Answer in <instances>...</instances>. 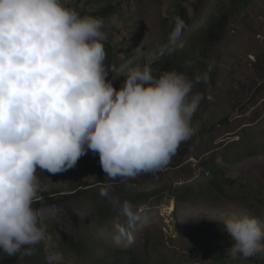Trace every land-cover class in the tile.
<instances>
[{
    "label": "rangeland",
    "instance_id": "obj_1",
    "mask_svg": "<svg viewBox=\"0 0 264 264\" xmlns=\"http://www.w3.org/2000/svg\"><path fill=\"white\" fill-rule=\"evenodd\" d=\"M179 1L186 7L188 25L180 38L183 47L177 49L184 62H198L184 70L193 74L197 64L203 71L206 61H215L209 82L196 86L203 99L192 117L194 134L176 152L186 150L183 156L175 153L156 174L129 179L127 191L151 192L144 203L136 198L137 209L133 208L140 219L130 227L113 209L107 216L97 212L92 197L104 199L98 190L77 200L58 198L88 180L94 166L101 168L98 153L88 150L74 168L55 175L38 169L45 188L40 198H56L34 207L47 238L31 256L0 252V264H47L50 252L61 254L54 264H251L241 257L233 259L219 246L227 236L225 218L246 210L264 227V0H246L243 7L233 0L63 3L87 14L113 3L103 30L111 35L105 41L106 56H114L118 65L107 79L119 88L125 79L122 69L164 60L163 41L173 27L172 12ZM222 14L228 16L222 36L208 46L201 63L200 30ZM218 156L223 157L222 164L217 163ZM215 170L220 173L212 174ZM117 219L126 225L131 242L127 235L116 242Z\"/></svg>",
    "mask_w": 264,
    "mask_h": 264
},
{
    "label": "clouds",
    "instance_id": "obj_2",
    "mask_svg": "<svg viewBox=\"0 0 264 264\" xmlns=\"http://www.w3.org/2000/svg\"><path fill=\"white\" fill-rule=\"evenodd\" d=\"M101 17L82 15L63 0H0V252L31 256L46 240L33 207L45 188L37 170L53 175L77 165L88 150L99 154L104 174L121 182L163 170L194 130L192 117L203 99L195 91L209 82L215 61L189 76L175 69L154 72L150 65L121 70L119 88L107 79ZM185 23L175 18L165 47H183ZM196 61L186 60L193 68ZM223 163V157H217ZM99 194L127 226L139 219L132 203ZM115 240L132 236L119 219ZM235 259L264 254V227L246 210L225 218ZM61 259L46 256L47 264Z\"/></svg>",
    "mask_w": 264,
    "mask_h": 264
},
{
    "label": "trees",
    "instance_id": "obj_3",
    "mask_svg": "<svg viewBox=\"0 0 264 264\" xmlns=\"http://www.w3.org/2000/svg\"><path fill=\"white\" fill-rule=\"evenodd\" d=\"M194 1L196 4H200L204 0H194ZM232 3L238 4L240 7H243L246 3V0H233ZM114 9L115 8H114L113 3L109 2V4L102 7L101 9H99L96 12H92L90 14H87L86 12H81V14L82 15L99 16L103 19H106V18L110 17V15L112 14ZM172 13L174 15H176V18L179 17L180 19H182L184 21V23H185L184 30H185L187 25H188V17L186 15V7L182 4L181 1L178 2V5L175 7V11H173ZM227 20H228L227 14L219 15L217 19H213V18L209 19L206 22V24L204 25V28H202L200 30L203 46L197 55V58H198L197 61L199 60L202 63L206 60L207 52H208V46L220 40L222 33H223L221 31L223 30V26H225ZM173 22L175 23V20ZM174 23L172 24L173 27H174ZM171 30L170 31L167 30L168 34L171 32ZM108 36L111 37L110 34L107 35V37ZM167 41H168V39H166V37H165V39L163 41L164 46L167 44ZM107 42H109L108 39H107ZM165 48L166 49L164 50V56H165L164 60H161V61L157 60V61H154L151 63L150 66L153 68V70L154 71H163V70L175 69L177 71H185L184 70L185 62L181 58L182 55L180 54V51L177 48H174V49L169 48V47H165ZM196 63H198V62H196ZM105 64H106V66H109V67L114 66L116 70L118 69L117 68L118 65H117L116 60L114 59V56L107 55ZM198 65L199 64H197L195 66L194 73H195V71L202 69L200 67L198 68ZM109 71L113 72L111 69H109ZM194 73L192 74V72H188V74H191V75H189L190 77L193 76ZM194 116H195V114H194ZM185 151L186 150H183V151L178 152L176 154L179 156H183ZM210 170H213V169H210ZM91 171L92 172H91L90 176L88 177V180H86L83 184L80 185V186H82L81 188H84V189H81L79 186L73 192H68V193L63 194V195H58L59 196L58 198H64L66 200H77L80 197L85 196V194L89 193L90 191H94V193H96L97 190L99 191L101 185H103L104 183H109L112 185L111 191H112L113 195L119 196L122 200L123 199L129 200L132 203L133 207L137 209L138 203H136V198L140 197L141 199H143L141 203H144L145 201L148 200V198L151 194V192L138 193V192L132 191V190L127 191L126 186L129 183V180L126 182H121V178L111 180L110 178H108L104 174L102 168L97 169L94 166ZM211 172H212V174L220 173L219 171H216V170L214 172L213 171H211ZM92 198L95 201V207H96L97 212L101 216L109 215V211H110V209H112V207L110 206L108 200L106 198H104L103 200H98V194H95ZM55 199L56 198H53V197H45V198L42 197V198H40L34 202L33 207L41 206V205H45V204H50L53 201H56ZM224 239H225V241L219 246V248L224 249V250H228L232 244V240H231L228 233ZM206 252L209 253L210 251L208 249H206ZM247 259L251 264H264V254H257L255 256L249 257Z\"/></svg>",
    "mask_w": 264,
    "mask_h": 264
}]
</instances>
